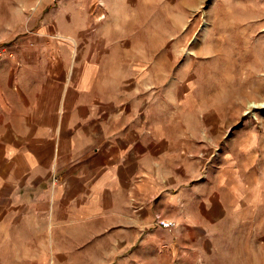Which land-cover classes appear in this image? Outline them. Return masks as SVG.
Returning a JSON list of instances; mask_svg holds the SVG:
<instances>
[{
    "label": "crops",
    "instance_id": "0c3cea01",
    "mask_svg": "<svg viewBox=\"0 0 264 264\" xmlns=\"http://www.w3.org/2000/svg\"><path fill=\"white\" fill-rule=\"evenodd\" d=\"M2 1L0 264L222 263L217 188L198 150L154 134L136 60L90 39L87 12L66 32L68 2L24 30L9 9L40 2Z\"/></svg>",
    "mask_w": 264,
    "mask_h": 264
},
{
    "label": "rangeland",
    "instance_id": "374dc122",
    "mask_svg": "<svg viewBox=\"0 0 264 264\" xmlns=\"http://www.w3.org/2000/svg\"><path fill=\"white\" fill-rule=\"evenodd\" d=\"M26 1L40 3L18 16L9 9L25 23L18 29L49 0ZM58 1L77 19L66 32L80 34L87 12L90 39L136 60L154 134L199 151L219 198L218 264H264V0Z\"/></svg>",
    "mask_w": 264,
    "mask_h": 264
},
{
    "label": "built area",
    "instance_id": "2783aa9c",
    "mask_svg": "<svg viewBox=\"0 0 264 264\" xmlns=\"http://www.w3.org/2000/svg\"><path fill=\"white\" fill-rule=\"evenodd\" d=\"M0 60H1V54H0ZM53 184H54V185L57 184V179H55V180L53 181ZM157 224H158L161 228H164V229H170V228L175 227V222L170 221V220H163V219H160V218H158Z\"/></svg>",
    "mask_w": 264,
    "mask_h": 264
}]
</instances>
